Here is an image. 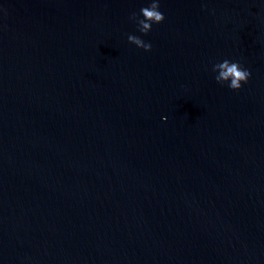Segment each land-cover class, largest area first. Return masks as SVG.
Here are the masks:
<instances>
[{
	"label": "water",
	"instance_id": "95a60500",
	"mask_svg": "<svg viewBox=\"0 0 264 264\" xmlns=\"http://www.w3.org/2000/svg\"><path fill=\"white\" fill-rule=\"evenodd\" d=\"M150 3L0 0V264H264V0Z\"/></svg>",
	"mask_w": 264,
	"mask_h": 264
},
{
	"label": "clouds",
	"instance_id": "9594fccd",
	"mask_svg": "<svg viewBox=\"0 0 264 264\" xmlns=\"http://www.w3.org/2000/svg\"><path fill=\"white\" fill-rule=\"evenodd\" d=\"M160 8L161 0H151L149 6L141 8L139 15L132 13L130 19L137 24L138 30L141 33L147 35L152 31L154 24H161L166 19ZM128 40L130 43L145 51L152 50L153 45L139 36L129 35ZM212 71L218 73L215 76L217 83L222 85L227 84L230 89L237 91L240 90L244 84H247L252 76L251 70L244 68L239 62H233L228 59L215 63ZM164 119L167 120V117H164Z\"/></svg>",
	"mask_w": 264,
	"mask_h": 264
}]
</instances>
